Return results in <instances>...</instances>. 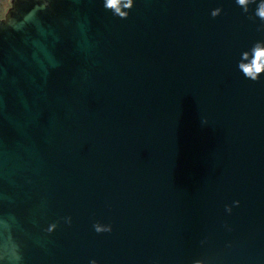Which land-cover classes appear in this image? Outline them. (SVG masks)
<instances>
[{
	"label": "water",
	"instance_id": "obj_1",
	"mask_svg": "<svg viewBox=\"0 0 264 264\" xmlns=\"http://www.w3.org/2000/svg\"><path fill=\"white\" fill-rule=\"evenodd\" d=\"M48 5L0 19V264H264V75L237 68L256 4Z\"/></svg>",
	"mask_w": 264,
	"mask_h": 264
},
{
	"label": "clouds",
	"instance_id": "obj_2",
	"mask_svg": "<svg viewBox=\"0 0 264 264\" xmlns=\"http://www.w3.org/2000/svg\"><path fill=\"white\" fill-rule=\"evenodd\" d=\"M134 0H103V8L107 12H111L113 17L119 18L121 20L127 19L129 12L133 8ZM236 5L242 10L244 14L249 12L250 5L256 4V10L254 16L260 20V26L257 29L258 31L264 32V0H235ZM51 0H49L50 8ZM222 13L221 8H216L211 12V17L216 18ZM252 19V17H249ZM8 20L0 24H7ZM238 71L243 75V77L252 82H258L259 78L264 75V40L255 42L249 49L241 52L240 60L237 65ZM206 123V121H202ZM31 183V181H28ZM47 207V201L41 202V208ZM233 207H239V201H234L232 206L225 205V212L231 214ZM61 223L68 227L72 225V217L64 216L60 219L50 223L47 228L43 229V232L46 236H51L57 228L60 227ZM224 227L230 232L232 229L226 224ZM92 228L97 235L102 234H111L112 225L111 224H102L99 221H96L92 224ZM201 243H204L202 241ZM231 247V245H227ZM89 264H97L95 260H91ZM193 264H205V261L202 259H197L193 261Z\"/></svg>",
	"mask_w": 264,
	"mask_h": 264
},
{
	"label": "rangeland",
	"instance_id": "obj_3",
	"mask_svg": "<svg viewBox=\"0 0 264 264\" xmlns=\"http://www.w3.org/2000/svg\"><path fill=\"white\" fill-rule=\"evenodd\" d=\"M11 6V0H0V19L5 17L6 11Z\"/></svg>",
	"mask_w": 264,
	"mask_h": 264
}]
</instances>
